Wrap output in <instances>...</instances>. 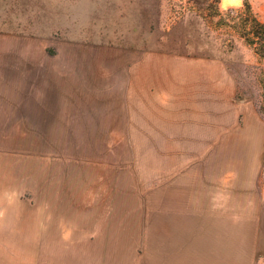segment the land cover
Wrapping results in <instances>:
<instances>
[{"label":"rangeland","instance_id":"1","mask_svg":"<svg viewBox=\"0 0 264 264\" xmlns=\"http://www.w3.org/2000/svg\"><path fill=\"white\" fill-rule=\"evenodd\" d=\"M220 1L0 0V264H260L264 0Z\"/></svg>","mask_w":264,"mask_h":264},{"label":"crops","instance_id":"2","mask_svg":"<svg viewBox=\"0 0 264 264\" xmlns=\"http://www.w3.org/2000/svg\"><path fill=\"white\" fill-rule=\"evenodd\" d=\"M222 8H224L221 4ZM230 7V6H228ZM226 7V8H228ZM260 219L262 220V224L260 226V254L262 256L260 264H263L264 258V184L260 190ZM77 224H80L77 221ZM91 224L90 218L86 215L81 217V225L83 228L88 229L89 225ZM113 225L117 229L122 232V224L112 221L108 224L103 222L100 232H98L97 237L90 241V240H83V242L75 243L74 238H71V235H66L61 239V243H58L56 246H51L49 251H52V254L49 255V262L48 264H108L111 263V260L119 259L121 262V258L126 256L129 259L130 252L133 250L131 247L127 248L130 243L128 241H117L120 238L117 236H108L107 235V226ZM54 231H52L53 233ZM127 246V247H126ZM126 249L129 252H125ZM49 252H47L46 256H48ZM155 262L161 261L159 259H152ZM162 262H166V264H178V261H172L163 259ZM181 264H184L182 261Z\"/></svg>","mask_w":264,"mask_h":264},{"label":"trees","instance_id":"3","mask_svg":"<svg viewBox=\"0 0 264 264\" xmlns=\"http://www.w3.org/2000/svg\"><path fill=\"white\" fill-rule=\"evenodd\" d=\"M243 7L248 17L246 21L249 23L246 42L249 46L254 47L259 58L264 59V22H260L252 15L250 6L246 1H244Z\"/></svg>","mask_w":264,"mask_h":264},{"label":"bare ground","instance_id":"4","mask_svg":"<svg viewBox=\"0 0 264 264\" xmlns=\"http://www.w3.org/2000/svg\"><path fill=\"white\" fill-rule=\"evenodd\" d=\"M240 0H221V4L224 8L228 6L238 5Z\"/></svg>","mask_w":264,"mask_h":264}]
</instances>
